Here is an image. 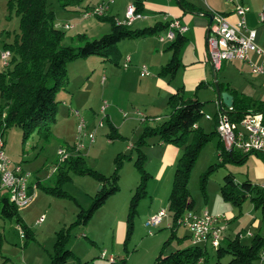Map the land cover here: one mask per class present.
<instances>
[{
  "label": "rangeland",
  "instance_id": "rangeland-1",
  "mask_svg": "<svg viewBox=\"0 0 264 264\" xmlns=\"http://www.w3.org/2000/svg\"><path fill=\"white\" fill-rule=\"evenodd\" d=\"M89 1L83 0L78 6L63 8L58 0H47V9L53 10L58 23H69L72 26L66 29L63 25L69 24L60 25V28L65 31V41H68L66 43L74 45L70 42L69 37H76L79 33H85L88 39L98 38L105 33L104 30H101L100 24L106 21L93 14L86 16L82 14L84 10H82V6L86 3L89 4ZM126 1H112L113 11H120L119 16H122ZM0 29L19 31V19L14 9L8 4V0H0ZM78 43L81 42L78 41ZM105 60L98 55L70 60L67 64L66 87L70 82L78 93V100H86L85 106H75L74 104L71 106V108L79 109L82 114L80 118L86 122L87 115L90 117L92 114H97L96 123L101 118L103 119L102 126L96 128L93 143L82 149L80 154L83 155L87 166L106 176L113 173L117 164L116 157L120 155L121 159L117 170L118 190L110 194L104 203L94 209L87 221H83L79 215L80 210L90 207L101 186L96 177L69 170V178L61 185V188L66 192L64 196L53 195L38 186L37 195L34 197L32 195L27 204L18 206L23 222L33 235V238L29 239L27 243H24L25 238L20 235L19 226L9 218L0 215V251L7 255L10 261L17 264H49L56 231L68 228L66 247H72L75 255L81 259H69L67 264H79L80 262V264H111L107 259L99 257L103 249H106L108 254L111 253L115 256L116 264H123L124 259L127 264H152L163 242L170 236L167 222L171 223L172 218L168 210V196L173 184L176 163L183 146L178 147L179 155L173 163H169V154L164 153V150L158 146L159 143L164 142L159 138V135L147 133L144 137L145 143L139 144L146 127L156 126L163 119L155 120L153 117H146L141 120L138 116L135 117L133 109L138 108L148 116L154 109L162 111L163 104L161 105V103L164 101L157 97L156 88L155 94L153 91L149 94L144 92L138 99L137 94L131 93L130 96L128 92L121 91L114 84L109 86L108 82L113 80L111 76L114 74L121 76V72H125L126 69L122 67V63L118 66L115 65V68L112 67L113 65H107L109 68V72H107L106 67L103 68L100 65V62H106ZM92 69H94L93 74L87 78L89 73H92ZM243 71L245 72L242 76L245 79H250L252 75L256 76L249 72V67H244ZM226 73L233 81L240 80L239 75L230 71ZM135 76L132 77V80L137 82L138 77ZM104 79H106L105 88L102 85ZM87 88L89 97H87ZM201 99L205 101V104L203 105V115L199 118L200 127L209 132L214 128L213 120L217 109L214 97L204 94V96L201 95ZM104 100H106L107 106L105 112H101L100 108ZM2 102L0 99V104ZM58 107L57 121L52 125L50 134L46 138L37 133L23 138L22 130L16 124L9 125L3 133L6 154L11 163L20 164L21 168L27 172L29 182H34L37 179L41 185L53 184L56 178L54 168L59 162L57 150L72 145L74 135H77V118L70 114L72 117L66 119L68 114L61 100ZM111 108L115 110L116 121L120 122L123 119L127 121V125L119 132V135L112 137H110L112 128L106 114ZM124 112L128 114L127 117L123 115ZM206 114L210 117L206 118ZM218 141V135L214 134L201 147L190 171L188 190L194 203L192 209L198 213L205 209L211 213H225L229 221L222 231L225 240L233 238L239 233V237L243 238V241L249 242L254 235L263 232L260 208L253 205L249 196L240 203H236L234 199L226 197L223 188L231 187V189L239 190L245 180L261 187L264 183L262 182L264 154L251 153L240 161L238 156L242 154L237 151L234 152L236 158H232L226 153L220 155ZM154 143L155 148H150ZM140 152L145 155L142 161L143 169L150 174L145 181L146 192L155 193L154 204L162 203L166 215L162 217V221L158 225H145L143 216L150 204V197L149 194L141 197L131 219L132 227L126 242L128 251L126 252L123 251L119 239L127 238L130 203L140 180V172L135 164ZM162 170L164 172L160 176ZM229 172L234 176L235 184L233 186L227 183L224 177ZM154 173L155 176H152ZM29 193L31 195V192ZM41 215H43V220L36 223V219ZM184 232V225H180L176 235L182 237ZM247 232H251V234H247ZM178 247H181V244L177 239H171L164 247V252H170ZM230 257L229 253L218 256L216 248L207 243L205 264H228ZM10 261L8 264L12 263ZM196 264L203 263L197 262Z\"/></svg>",
  "mask_w": 264,
  "mask_h": 264
},
{
  "label": "trees",
  "instance_id": "trees-1",
  "mask_svg": "<svg viewBox=\"0 0 264 264\" xmlns=\"http://www.w3.org/2000/svg\"><path fill=\"white\" fill-rule=\"evenodd\" d=\"M58 2L63 8H70L80 5L83 0H58ZM179 3L184 9L202 11L200 7L187 0H179ZM8 4L14 9L19 19V31L15 33L11 42L4 44V49H9L11 56L9 65L3 66L0 70V99L3 101L0 104V133L3 134L9 125L16 124L22 130L23 138H27L33 133L45 138L50 134L52 125L57 121L60 101L57 98L58 92L66 87L68 81L67 64L70 60L98 55L103 59H110L118 63L119 55L115 50L117 42L122 39L156 33L163 26V24L160 26L156 23L152 27L136 29L118 23L113 16L102 15L98 17L110 24V30L107 33L93 39H88L85 34L81 33L78 34L81 43L71 45L63 43L65 31L55 26V14L53 10L47 9V0H8ZM136 9L139 10L137 3ZM182 41V35L177 34L170 44V47L173 48L172 58L161 68L160 74L175 72L179 66L178 49ZM219 86L221 88V83ZM226 90L233 95L231 108L225 107L232 119H240L249 110L264 111L263 100L253 99L228 88ZM167 104L169 107L167 118L156 126H147L139 140V144H142L145 143L144 137L147 133L157 134L164 142L172 143L177 147L183 146L176 163L173 184L168 196V210L172 218L169 225L170 236L163 242L152 264H196L197 262L205 264L206 250L200 244L191 243L167 253L164 252V247L171 239L183 241L187 237L176 235L180 226L177 220L186 210L192 208V199L188 190L190 171L201 147L216 134V123L211 131H204L198 122L203 115L205 101H200L196 97H185L181 88L168 97ZM110 126L113 134L110 137L119 135L115 127ZM65 147L70 150V146ZM218 149L220 155L226 153L232 158H236L233 150H226L220 139ZM247 155H239L238 160L242 161ZM144 158L145 155L140 152L135 161L140 172V180L130 203L125 241L129 239L132 227L131 219L136 211L137 202L141 197L147 195L145 181L150 174L143 169ZM120 159V155H118L113 173L106 176L87 166L82 154L70 155L55 166L56 178L53 184L41 185L39 181H36L34 185L35 187L41 186L44 191L53 195L64 196L66 192L61 188V185L69 178V170L96 177L101 186L90 207L86 210L81 209L79 212L82 220L87 221L93 210L104 203L110 194L118 190L117 170ZM224 177L227 183L232 186L235 184L232 173L229 172ZM223 191L227 198L234 199L236 203H240L249 196L253 205L260 208L263 232L254 235L249 243H244L237 233L233 238L224 240L216 247L217 255L229 253L231 257L228 264H256L255 261L264 251V187H258L249 180H245L241 189L224 187ZM29 192L32 193L31 186ZM0 215L9 218L19 226L25 238L24 243L33 238L31 230L19 214L18 206L8 200L5 190H0ZM67 230L68 228H61L56 231L49 264H67L69 259H79L71 249L66 247ZM110 263L116 264V259ZM123 264H127L125 259Z\"/></svg>",
  "mask_w": 264,
  "mask_h": 264
},
{
  "label": "crops",
  "instance_id": "crops-1",
  "mask_svg": "<svg viewBox=\"0 0 264 264\" xmlns=\"http://www.w3.org/2000/svg\"><path fill=\"white\" fill-rule=\"evenodd\" d=\"M106 1L108 2V9L104 16H113L118 20H122L124 18L125 8L129 3H135V4L137 3V5L139 6V11L143 14V17L136 19L132 23L131 28L142 29L145 27H152L156 23L160 24V26H162L163 24V26L156 33L147 34L136 38L122 39L119 42H117L115 50L119 55L118 63H115L110 59H106L105 60L106 62H102V61L100 62L101 63L100 65L103 68L106 67L107 72H109L108 66L113 65L112 67L115 68L116 66L121 65L124 58L127 55H129L130 62H129V66L126 68V71L121 72V76H118L117 74L111 76L113 80L112 81L110 80L108 82L109 86L114 84L116 88L118 87L121 91L128 92L130 96L131 93L137 94L136 97L138 96L137 97L138 99L139 96L142 95L144 92L145 94H149L151 91H153L155 94V88H156L157 97L161 98V100L164 101L163 103H161V105L163 104L162 111L154 109L152 110V113H150L151 115L148 116L141 111L143 113L144 118L153 117L155 120L166 119L169 112V107L167 104L168 97L172 93L177 91L178 88H181V92L185 97H190V98L196 97L200 101H204L203 99H201V95L204 96V94L205 96L207 95L209 97H214L216 109H218L219 105L216 103L217 97L214 88V74L217 75V79L218 82L221 83L222 90L228 91L226 90V88H228L230 90H234L237 93H241L243 95L249 96L253 99L264 101V89H262L264 88L263 87L264 74H254L256 76L252 75L250 79H245L243 78L242 75L244 74L243 72H245L243 71L244 67H249L247 62L242 60H228V61L226 60L222 62L220 69L215 71L213 69L212 64L208 60L206 37H207V26L209 24V18H208V13H210L209 10L212 9L226 14L227 18L232 22L235 21L236 19V15L231 11V5L226 3L225 0H187L195 4L196 6L200 7L202 9V11L200 12L184 9L177 0H127L125 2V8L123 9V13H121L122 16H119L120 11L118 12L113 11L114 9V4L112 3L113 0H93V1L90 0L89 4L86 3L84 6H82V10L84 9L82 11V14L86 9L90 8L91 6ZM243 1L246 5L249 6V10L245 14L246 24L249 27H253L256 29L257 32L256 42L260 47L264 48V23H260L258 19V12L260 10H264V0H243ZM172 18H178L186 26V30L181 34L183 37V41L178 49L179 66L177 67V69L173 74L170 73L160 74L161 68L166 63H168L172 58L173 48L170 47V44L172 43L173 40L162 41L159 39V36L166 34V31L168 29L167 22ZM63 24H69V23H58V21L55 18V26L60 27V25ZM100 28L101 30H104L103 32L107 33L110 30L109 22L107 21L103 22V24H100ZM15 33H17V31L15 30L11 31L10 29H2V30L0 29V52L4 49L5 43L11 42L13 40ZM69 38L71 40L70 42H72V44L74 45L78 44V41H80L78 39V34L76 37L71 36ZM66 42L68 41H65V37H64L63 43L68 44ZM251 57L255 59L256 55L254 53H251ZM141 64H145L147 66L149 70V74L140 75L139 71ZM2 68L3 65L0 60V70H2ZM93 71L94 69H92V73H89L87 78H89L93 74ZM227 71L239 75L240 80L238 82L236 80L233 81L230 77L227 76L226 73ZM249 72L251 73L250 67H249ZM134 75H136L135 77H138L137 82H134L132 80V77ZM102 85H104V88L106 87V79H104V81L102 80ZM86 92H87V97H89L88 88L86 89ZM77 94L78 93L76 92L75 88L71 86L70 82L66 88L58 92L57 98L58 97L60 98L61 103L62 105H64L65 110L67 111L68 114L67 115L68 118H66V116L63 114V116L66 119L72 117L70 116V114H72L70 112V107L72 106V104H74L75 106L77 105L85 106L86 104V100L84 101L78 100ZM135 109L138 108H134L132 112L136 117L137 114L134 113ZM106 114L109 124L114 126L118 133L122 131L123 128L127 125V121L125 119L120 120V122L116 121L117 119L115 116L114 109L112 110L111 108V110H109ZM216 115L214 116L213 127H215ZM79 116L80 115H78V119ZM87 116H86L87 118L86 121L90 127L97 124L96 123L97 114H92L90 117ZM127 116L128 114L125 117ZM198 125L201 126V123L198 122ZM74 139H76V134L74 135ZM158 146L164 150V153L169 154V159H168L169 163L170 162L173 163L175 158L179 155L180 149L172 143L162 142L159 143ZM150 148H155V143ZM163 172L164 171L162 170L160 176L162 175ZM262 174H264V169ZM152 176H155V173ZM36 181L39 180L36 179L34 182H29V183L31 185H34ZM37 189L38 187L32 189L31 198L32 195L33 197L37 195ZM0 190H6L7 192H9L5 188H0ZM148 194L150 197V204L146 209V211L144 212V216H143L144 222L151 215L155 214L158 210L163 209L161 205L162 203L159 202L157 205L154 204L155 193L148 191L147 195ZM193 205L194 203L192 201V207ZM190 210L194 211L192 208ZM225 222L227 226L229 222L227 217ZM167 225L169 227L170 222H167ZM184 227H185V232L183 234L184 236H187L186 239L183 241L179 239L177 240L178 242H180L181 246H186L191 244V240L189 237V230L186 226ZM240 239L243 241V238ZM224 240L225 238L223 236L221 243L224 242ZM119 241L122 243L123 251L125 250L126 252H128L127 244H126L127 241H125V238H120ZM93 242L95 243L94 240ZM243 242L249 243L250 241L249 242L243 241ZM200 246H202L206 250L207 244L202 243L200 244ZM69 249L74 251L72 247H69ZM99 257L102 258L101 256ZM0 258L4 260L6 264H8V261H10V259H8L9 257L3 254L2 251H0ZM78 258L81 259L80 257ZM10 262H12L11 264H17L14 261H10ZM255 263L259 264V260L257 259ZM262 264H264V261Z\"/></svg>",
  "mask_w": 264,
  "mask_h": 264
},
{
  "label": "built area",
  "instance_id": "built-area-1",
  "mask_svg": "<svg viewBox=\"0 0 264 264\" xmlns=\"http://www.w3.org/2000/svg\"><path fill=\"white\" fill-rule=\"evenodd\" d=\"M226 3L231 5V11L236 15L235 21H230L226 14L210 9L213 13V18L207 26V54L208 60L217 71L220 69L223 61L228 60H242L248 63L250 71L253 74H264V48L260 47L256 42V29L249 27L246 24L245 14L249 10V6L243 0H225ZM108 9V2H101L91 6L83 12V15H105ZM143 14L136 9L135 3H129L124 12L122 20L116 19L118 23L131 26L132 23ZM258 19L260 23H264V10L258 12ZM69 28L71 25H63ZM186 30V26L178 19L172 18L168 21V29L166 34L160 35L159 39L174 40L177 34H182ZM251 53L256 55L255 59L251 57ZM11 52L9 49H3L0 52V60L3 66L9 65ZM130 56L127 55L123 62L122 67L126 69L129 66ZM140 75L149 74V70L145 64L140 65ZM218 104V102L216 101ZM219 105V104H218ZM107 106L104 100L100 111L105 112ZM70 112L76 116L78 122V115H82L79 109L71 108ZM134 113L143 120V113L135 109ZM127 115L126 112L123 113ZM210 116L206 114V118ZM86 129H89V140H81V133L79 139H74L70 145V151L58 152L62 160L70 155L79 154L80 149L92 143V138H95L96 128L102 126L103 119L90 127L87 123ZM196 126V125H195ZM216 133L221 142H228L233 147V152L237 151L241 154L261 153L264 154V112L249 110L243 116L234 120L230 117L228 112L217 109ZM5 142L3 134L0 133V166H8V174L3 175V183L9 185L8 200L13 202L16 206L19 201H22V190L32 189L35 185H31L28 181V174L25 172L20 164L11 163L8 155L5 152ZM264 182V177L262 178ZM166 215L164 209L158 210L155 214L151 215L146 221L145 225H157L162 217ZM43 220V215L36 219V223ZM226 215L224 213H211L207 209L201 213L194 212L190 209L186 210L177 222L184 225L189 230L190 240L194 244H207L210 243L213 247H218L223 238L222 231L226 227ZM247 234H251L247 232ZM20 235L23 237V232L20 230ZM100 256L107 259L109 262L115 261L113 254H108L105 249L101 250ZM259 264L264 261L263 256L258 257ZM0 264H6L0 258Z\"/></svg>",
  "mask_w": 264,
  "mask_h": 264
},
{
  "label": "bare ground",
  "instance_id": "bare-ground-1",
  "mask_svg": "<svg viewBox=\"0 0 264 264\" xmlns=\"http://www.w3.org/2000/svg\"><path fill=\"white\" fill-rule=\"evenodd\" d=\"M80 118V116H79ZM80 133H81V140H89V129H86V124L85 121L80 118V120L77 123V135H76V139H79L80 137ZM85 138V139H83ZM93 140V138H92ZM225 149L232 151L233 147L231 146V144H229L228 142H222ZM83 149V148H82ZM80 149V151L82 150ZM70 151L69 149L66 148H59L58 152H68ZM62 161V157H59V162ZM8 174V166H0V188H5L9 191V185H5L3 183V175H7ZM262 187H264V183L261 185ZM31 199V195L29 193V190H22V201H19V203H17V206L20 205H25L27 204ZM191 243H194L193 240H191ZM264 251H262L261 256H263Z\"/></svg>",
  "mask_w": 264,
  "mask_h": 264
},
{
  "label": "water",
  "instance_id": "water-1",
  "mask_svg": "<svg viewBox=\"0 0 264 264\" xmlns=\"http://www.w3.org/2000/svg\"><path fill=\"white\" fill-rule=\"evenodd\" d=\"M208 18H209V23H210L213 18V13L211 12L208 13ZM214 88H215L216 97H217L216 101L219 104V108L223 111L227 110L225 107L231 108L232 103H233V95L229 93L228 91L221 90L216 74H214Z\"/></svg>",
  "mask_w": 264,
  "mask_h": 264
}]
</instances>
